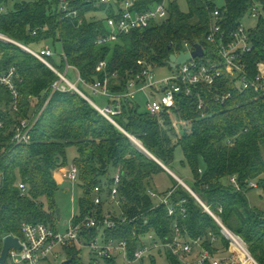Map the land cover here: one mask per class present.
Wrapping results in <instances>:
<instances>
[{"label": "trees", "instance_id": "1", "mask_svg": "<svg viewBox=\"0 0 264 264\" xmlns=\"http://www.w3.org/2000/svg\"><path fill=\"white\" fill-rule=\"evenodd\" d=\"M61 1H20L14 10L0 13V32L31 48L36 44L43 48L52 39L60 40L67 60L63 54L62 65L49 59L61 72L68 61L84 82L79 88L88 95L85 84L104 81L107 75L111 91L123 92L128 79L140 72V60L165 65L173 53L183 50L188 40L204 46L206 56L202 61L219 58L217 45L207 40L212 14L219 7L206 0H186L187 12L181 10L179 0H172L167 20L153 22L107 44H99L97 39L108 32L106 19L113 15L112 7L97 6L96 0H70L79 15L64 18L59 12ZM157 1L162 0H141L138 7L145 9ZM255 5L264 6V0H226L220 9L225 11V20L233 29ZM99 11L105 17L95 16ZM252 31L255 47L242 61L254 75L258 72L257 63H264V18L259 19L258 27ZM0 52L2 68L16 66L22 76L21 110L15 116L4 117L7 125L0 128V255L3 239L11 234L22 236L23 223L44 222L56 230L60 227L61 217L56 209L61 181L56 171L70 164L78 167L82 187L74 222L93 212L102 219L109 204L105 200L95 204V188L104 187L110 193L119 173L117 194L128 221L115 229H106L105 233L108 237L128 239L131 253L140 236L154 231L165 238L173 233L176 223L187 227L192 236L214 232L227 245L214 218L162 163L136 146L129 136L132 135L170 169L176 163L177 146L183 147V165L190 167L194 177L190 188L214 210L223 207L222 221L243 236L254 258L264 264V210L250 206L248 198L250 181H258L264 188V98L251 89L242 90L237 78L225 72L213 89L207 87L203 91L206 101L203 109H199L196 92L189 97L184 93L178 95L177 107L171 115H152L142 111L140 102L122 100L123 113L114 116L118 126L78 91L54 92L52 86L59 75L22 47L0 41ZM101 61L107 63L106 70L98 69ZM114 72L118 77H114ZM217 90L224 94L231 92L232 96L224 103L216 102ZM28 115L38 120L32 141L14 145L12 125L17 118ZM175 119L185 120L189 125L181 131L174 126ZM70 149L75 154L69 164ZM161 172L173 177L175 186L169 189L174 190L173 202L176 205L185 199L186 213L179 205L176 216L170 217L168 208L147 192L148 188L156 189L151 181ZM234 175L238 176L242 190L237 191L230 184L229 178ZM20 183L27 185L24 195ZM85 233L95 235L97 230L87 227ZM78 252L76 248L68 251L73 264H82ZM104 264L120 263L107 260Z\"/></svg>", "mask_w": 264, "mask_h": 264}, {"label": "built area", "instance_id": "2", "mask_svg": "<svg viewBox=\"0 0 264 264\" xmlns=\"http://www.w3.org/2000/svg\"><path fill=\"white\" fill-rule=\"evenodd\" d=\"M171 1H157V3L145 9H140L138 5H140L141 0H96L95 5L97 6L105 4L108 8H113V15L106 19L108 32L100 36L97 39V43H112L117 41L122 35H127L136 29L149 27L153 22L157 23L167 20L169 17L168 8ZM1 10L3 11L4 9L2 8ZM59 12L64 15V18L77 17L79 15L78 11L71 6L70 0L61 1ZM224 14L225 11L223 12L220 8L213 12L211 18L212 25L207 37V40L217 45L216 54L219 56L218 59L202 61L206 56L204 48V57H194L174 68L167 65L173 72L171 76H166L163 79H157L154 72L160 65H153L145 60H140L138 62L141 66L140 72L134 73L128 79L123 92L111 91V88H109L110 77L108 75L104 81L98 80V82L92 85L85 84V87L92 90L94 94L104 95L108 99V104L106 105L96 103L84 90L79 88L77 83L70 80L68 74H66V70L61 72L57 69L54 63L51 62V59H49L52 58L53 51L48 45L35 50L1 32L0 41L5 43L11 42L22 47L36 58L41 59L51 70L55 71L60 78L53 83L52 89L54 92H67L69 89L78 91L105 117L119 126L114 116L123 113L121 101L129 99L137 101L136 95L138 93H146L149 90L154 94H160L159 99L153 98L147 100L146 110L152 115L160 116L161 113L171 115L177 107V96L183 93L189 97L192 93L196 92L200 101L199 109H203L206 102L203 100V91L207 87L213 89L218 78L225 72H229L231 76L237 78V84L242 90L251 89L264 98V63H257L258 72L252 75L247 69L248 66L242 61L255 47V41L252 38L254 26H247L243 21H240L238 26L230 29ZM248 14L253 19H263L264 6L255 5ZM194 42L191 40L186 41L183 50L176 55L195 50ZM62 56L66 59L65 54ZM2 62V53L0 52V128H5L7 122L4 117L8 116V114L15 116L21 110L19 84L22 82V76L16 66L3 69ZM106 65L105 61H101L98 69L106 70ZM69 67L72 68L73 66L67 61L66 69ZM75 71L78 74V79L82 82L81 75L76 69ZM113 75L114 77H118L117 72H114ZM231 96V92L224 94L217 90L214 99L216 102L224 103ZM203 116L205 117L204 114ZM37 122V118L31 115L17 118L16 122L13 123L11 142L14 145L30 143ZM188 125V122L185 120L175 119L174 121V126L181 130ZM129 136H131L133 142L138 140L132 135ZM58 173L62 175V178L59 180L64 181L68 179L73 184L79 181V169L74 164L58 169ZM114 179L115 183L112 185L110 193L104 187L98 186L95 188V204L99 205L105 200L108 204H112L111 206L113 204L120 205L121 202L117 194L118 184L121 181L119 173L116 174ZM229 181L237 191L243 189L238 176H231ZM183 183L186 184L184 181ZM186 186L188 185L186 184ZM258 186L259 184L256 180L249 182L250 188ZM20 188L22 191L21 195H24L27 191V185L20 183ZM147 192L159 204H164L168 208V215L170 217L176 216V207L179 205L182 207L183 213H186V207H184L185 199L177 202L176 205L174 204L172 199L174 190L159 193L153 188H148ZM191 192L204 208V211L209 213L219 224L223 237L228 241L227 245L214 232H209L208 236H192L187 227L176 223L173 227V233L165 238L159 237L154 231L140 236L136 249L131 253L128 239L108 237L105 233L106 229H115L118 225L128 221L123 211L116 218H113L114 214L106 211L102 219L93 212L80 222H74L76 216L74 214L70 220L64 223L61 222L57 230L44 222L23 223L22 236L14 235L19 237L21 248H11L6 264L8 262L10 264H51L53 259L57 260L60 256H63L68 261L70 260L67 257L68 251L73 248L84 251V254L88 256V264H102L107 260H120L123 264H135L136 262H143L149 254L151 261L154 262L156 258L151 252H162L163 250L171 255L170 264H260L252 255L248 243L243 236L232 232L222 221L220 214L223 213V207H220L219 211H216L209 204H206L193 189H191ZM87 227L91 229L95 228L97 234L89 235L85 233ZM145 236L153 239L151 244L146 243ZM83 258H80V260Z\"/></svg>", "mask_w": 264, "mask_h": 264}, {"label": "rangeland", "instance_id": "3", "mask_svg": "<svg viewBox=\"0 0 264 264\" xmlns=\"http://www.w3.org/2000/svg\"><path fill=\"white\" fill-rule=\"evenodd\" d=\"M20 1H22V0H7L5 2L0 0V13H2V12L4 13L6 11L14 10V8L16 7V4L20 3ZM206 1L214 3L219 8L223 7L225 5V2H226V0H206ZM179 3H180L181 10L187 12L188 11V3L186 2V0H179ZM2 8L4 9L3 11L1 10ZM95 16L103 18V17H105V13L99 11L96 13ZM242 21L245 24H247V26L252 25L254 27H258V25H259V19H253L252 17H250L249 14L246 17H243ZM47 45L53 51L52 58L56 60L58 65H62L63 59H61V55L63 54L64 50H63V44L61 43V41L60 40L54 41V39H52L51 42L47 43ZM42 46L43 45L36 44V45H33L32 48L37 50V49L41 48ZM65 70H66V74H68V77L70 78L71 81L77 83V85L79 87L84 86V83H82L78 79V74L76 73V71L73 67L72 68L69 67ZM154 72L156 73L157 79H159V78L163 79L166 76H171L173 71L167 65H160L154 70ZM86 89H88V88H86ZM88 91H89V96L96 103H100L102 105L107 104V102L106 103L102 102L103 99H107L106 97H104V95H102V94L96 95L90 89H88ZM159 97H160V94H154L151 90H149L146 93H138L136 95V100L138 102H140V104L142 106V111H144V110H146V104H147L148 99H153V98L159 99ZM134 143H135V141H134ZM135 144L138 148L140 147L139 149H141L142 145H141L140 141H139V144H137V143H135ZM177 147L178 148L176 149V154H175V162L176 163L173 166H171L172 167L171 169L175 173H177L178 176L181 177L182 180H184V182L187 185L192 186L194 177H192L193 175H192L191 169L188 165L184 166L183 162H182V160L185 159L183 147H181V146H177ZM74 154H75L74 149H70L69 164L72 162ZM57 173H58V170L56 171V174ZM170 174L167 172H161L160 174L155 175L153 177L154 179L151 181V184H153V186L156 185V190H158L159 192L167 191V190L173 188L175 186V181L173 179L174 176L171 174L173 176V177H171ZM56 177L59 180L62 178V175L59 173L56 175ZM63 179H64V177H63ZM59 181H61V183H60V190L57 193V196H58L57 199H58L59 207L61 208V211H62V215H61L60 220H61V222L64 223L65 221L70 220L74 214H77L79 212L78 201H79L80 197L82 196L81 195L82 194V187H81V182H79V181L75 184H73L71 181H68V179H65L64 181H62V180H59ZM248 198H249L250 206H252L254 208H258L259 210H264V188L263 187L258 186L255 188L254 187L251 188V191L248 193ZM110 205H112V204H110ZM112 207H117V205L113 204ZM118 207H120V206L118 205ZM105 208H106V206H105ZM231 231L235 232L233 230H231ZM145 239H146L147 244L148 243L151 244L153 241V239H151L149 236L148 237L145 236ZM151 254H153L156 257L157 262H152L150 259V254H149L143 260V262H136L135 264H170V262H171L170 261L171 255L168 252H166L165 250H163L162 252L152 251ZM77 256H79L78 257L79 259L84 257L81 260L82 264L83 263L88 264V256H86L84 254V251H79ZM64 261H66V259L63 256L62 257L60 256V257H58L57 260L53 259L51 261V264H64ZM72 262H71V264H73ZM118 262L120 264H123L120 260H118L117 263ZM8 264H10V262H8ZM102 264H104V263H102Z\"/></svg>", "mask_w": 264, "mask_h": 264}, {"label": "water", "instance_id": "4", "mask_svg": "<svg viewBox=\"0 0 264 264\" xmlns=\"http://www.w3.org/2000/svg\"><path fill=\"white\" fill-rule=\"evenodd\" d=\"M194 45H195V50H193L192 52L180 53L178 56L173 53V55H171L169 61L166 62V65H169L170 67L174 68L177 65L183 64V63L191 60L194 57H204V52H205L204 47L200 43H196V42H194ZM142 148H141L142 150L140 149L142 152H144L145 154L147 153L153 159H155L156 161L161 163L157 158H155L151 154V152L147 148H144L143 146H142ZM163 165L174 176V174L166 167V165L165 164H163ZM175 178L178 179L179 182L181 184H183L189 192H191V189L188 186H186V184H184L183 181L179 177H175ZM56 211L58 212L59 216L61 217V215H62L61 214V212H62L61 208L58 207L56 209ZM3 243H4V245H3V249H2V252L0 255V264H6V262L8 260V258H7L8 254H9L12 247L21 248V243L19 242V237L14 236L13 234L5 237L3 239ZM72 261H73V259H70L68 261H65L64 264H71Z\"/></svg>", "mask_w": 264, "mask_h": 264}, {"label": "crops", "instance_id": "5", "mask_svg": "<svg viewBox=\"0 0 264 264\" xmlns=\"http://www.w3.org/2000/svg\"><path fill=\"white\" fill-rule=\"evenodd\" d=\"M102 102L103 103H106V102H108V99H103L102 100ZM108 104V103H107ZM156 158V157H155ZM164 164V163H163ZM167 167V166H166ZM168 168V167H167ZM173 174H174V176L175 177H179L178 176V174L177 173H175L172 169H170V168H168ZM57 174H59V173H57ZM56 174V175H57ZM181 180H182V178L181 177H179ZM184 181V180H183ZM189 186V185H188ZM190 187V186H189ZM156 188V187H155ZM156 190V189H155ZM120 206V205H119ZM108 212H110V213H112V214H120L121 212H122V209H121V207H118V205H117V207H112L110 204L108 205V206H106V208H105ZM120 209V210H119ZM119 210V211H118ZM117 212V213H116ZM119 212V213H118ZM156 258V257H155ZM154 262H157V259L154 261Z\"/></svg>", "mask_w": 264, "mask_h": 264}, {"label": "bare ground", "instance_id": "6", "mask_svg": "<svg viewBox=\"0 0 264 264\" xmlns=\"http://www.w3.org/2000/svg\"><path fill=\"white\" fill-rule=\"evenodd\" d=\"M135 143L139 144V141L138 140H135ZM141 148H142V146H141Z\"/></svg>", "mask_w": 264, "mask_h": 264}]
</instances>
